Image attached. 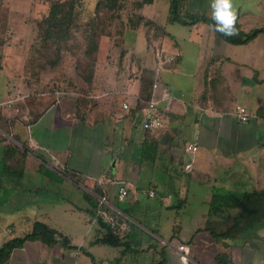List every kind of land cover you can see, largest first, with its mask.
<instances>
[{
  "label": "crops",
  "instance_id": "obj_1",
  "mask_svg": "<svg viewBox=\"0 0 264 264\" xmlns=\"http://www.w3.org/2000/svg\"><path fill=\"white\" fill-rule=\"evenodd\" d=\"M87 1L80 0V6ZM126 1L123 17L135 13L153 24L133 28L124 19L122 64L110 62L105 52L112 46L102 36L89 107L66 90L62 94L74 96V107L68 96L48 103L50 91L44 90L36 94L46 102L39 104L36 97L35 104H27L32 96L25 93L27 84L17 82L15 70L0 65V129L11 138L0 140V177L7 163L23 177L41 173L38 178L44 180L54 175L56 180L46 188L86 191L83 202L47 203L1 220L0 246L32 233L36 222L52 230L25 240L3 264H184L175 249L179 244L188 246L187 264H264V222L250 233L223 234L234 224L242 197L264 189V33L232 44L207 24L175 21L171 0ZM200 2L185 0L183 8L212 13V0ZM233 4L245 31L264 27V0ZM35 10V17L48 13ZM23 70L27 74L25 66ZM149 71L151 82L167 90L165 95L158 92L165 128L155 133L142 126ZM238 105L251 114L257 110L256 119L240 121L235 116ZM33 127L41 129L36 137ZM80 141L87 149V169L72 154V145ZM189 144H196L197 151L189 150ZM58 169L82 180L70 176L74 181H69ZM114 181L130 186L125 201L118 200ZM103 195L107 209L126 225L117 246L99 241L105 229L91 213L102 209L98 197ZM215 205L218 212L212 211Z\"/></svg>",
  "mask_w": 264,
  "mask_h": 264
},
{
  "label": "rangeland",
  "instance_id": "obj_2",
  "mask_svg": "<svg viewBox=\"0 0 264 264\" xmlns=\"http://www.w3.org/2000/svg\"><path fill=\"white\" fill-rule=\"evenodd\" d=\"M35 3L39 4V6L36 7L37 10L33 8V5H35ZM197 3H201L200 0H197ZM49 4V0H36L35 2L34 0H4V2L0 3V40H2L3 44L9 42H11L12 44L0 47V65L4 64L8 70H15L20 76L25 74L23 67L25 66L26 69V62L32 56L34 47H36V45L39 46L40 44L37 23L43 17L41 15L35 17L36 15L34 14V10L35 13L41 14L44 9L48 10L47 6H49ZM202 5L203 7H207L208 2L202 1ZM210 5L211 3H209V9L211 8ZM96 7L97 0H90L84 2L83 6H76L75 15L72 18L71 25L74 27L80 26V29L82 27L84 29V27L89 25V23L98 22L100 24V29L98 30H107L109 35L106 36L108 37V41L112 46L111 51H106L107 53L105 52V55L108 56V59L111 63H115L116 65L122 64L124 57H122L121 53L124 52L123 55L125 56V50L123 49V31L125 28L124 19H129L131 13L125 14V16H122L121 19L114 20L105 15L106 11H103V14L101 13L95 15ZM166 7H169L170 9L171 6L167 4ZM22 13L24 14V16L20 15ZM209 28L211 29V27ZM87 44V39L85 38L82 29L80 31H75L73 32L70 40L67 43V48L64 49V59L62 63L59 64V66L55 70H47L46 72L42 73V75H40L39 77L33 76L30 70L27 72V74H25L26 77L21 78L20 76H18L17 82H20V80L22 79L21 82L25 85L27 84L26 86L29 88L27 90L25 88V93L28 94L29 92L32 95L29 98L27 97V104H35L36 97L40 98L39 104L40 102L43 104L45 99H48V103L55 102L56 100L68 96L62 94L63 90H66L67 93L71 91V93L77 94L78 96L80 94H85V98H87L86 94L89 93V91L90 93L92 92L91 88L89 89L90 84H87L86 79L83 78V76H88L89 72L92 70L91 58H88V56L85 54ZM105 55L103 54L104 57ZM3 85L5 84L3 83ZM43 90L45 92L50 91L51 93H49V96L45 97L44 101L41 96H37L36 94L38 92H42ZM27 94L24 95L27 96ZM69 98L70 105L74 107V96L72 97L71 95V97ZM241 102L244 103L245 99H241ZM247 103H249V100H247ZM83 104L86 105V103ZM87 106L89 107L88 104ZM26 107L27 106L25 105L23 107V110H26ZM256 111L257 110H253L252 112V120H255L257 117ZM20 114L22 115L23 112H21ZM0 125L3 126L2 121L0 122ZM40 126L42 127V125ZM32 131L33 135H35L36 137V133L38 134L41 129L39 127H33ZM2 139L4 140V142H8L9 139L11 140L10 134H6L0 131V140ZM81 139L83 140V138ZM11 144L19 147L13 142ZM72 146L73 147L71 148V150L73 152V157L80 158V165L87 169L88 164L86 159L88 154L85 153L87 149L83 147V143L81 141L77 142L76 144H73ZM118 148V146L115 147V149ZM120 150L122 151L123 148L120 147ZM109 155L110 153L107 152L106 160L107 156ZM2 163V160H0V165ZM53 164H50L51 168L54 167L57 169V166L59 165ZM43 167L47 170L51 169L49 166L43 165ZM107 169H109V166ZM2 171L4 172L5 177H0V180H3L4 183V185H0V221L3 219H8L10 214L14 215L16 212H31L33 210L31 209V207L40 208L43 206V204L66 202L71 199L78 203L83 202L84 200L83 194L86 191H82L81 189H75V187H72V190H66L58 187L55 189L46 188L45 186L47 183L56 180V177L54 179V175H49L51 176L49 179L44 178L43 180L38 178L39 174L41 173H36L34 175H31V173H29V177L25 176L21 178V176L18 174L19 171L17 168L13 169L11 172L6 170ZM58 171L60 174H63L68 177L69 181H74L72 177L66 175L64 172H62L61 169H58ZM41 181L43 182L41 183ZM8 184H13L14 187L13 185L8 186ZM57 184L59 183H52L51 187ZM14 189L15 191H13ZM146 199V201L149 200L147 197ZM18 220L24 219L19 218Z\"/></svg>",
  "mask_w": 264,
  "mask_h": 264
},
{
  "label": "trees",
  "instance_id": "obj_3",
  "mask_svg": "<svg viewBox=\"0 0 264 264\" xmlns=\"http://www.w3.org/2000/svg\"><path fill=\"white\" fill-rule=\"evenodd\" d=\"M49 9L48 13L43 18L38 21V37L40 38L39 46L36 45L34 47L32 56L27 61V69L32 72V75L35 77H39L42 73L47 70H55L59 64L62 63L64 59V49L67 48V43L70 40L73 32L80 31L85 35L87 39V48L85 54L88 58H91L92 70L89 72L88 76H83L86 79V83L90 84L89 89L91 91L93 89V82L95 79V68L97 65L98 58V50L100 45V39L102 35H109L107 30H98L100 29V24L98 22L89 23L86 27L80 29V26H72L71 21L75 15V7L80 6V0H49ZM153 0H144V2H152ZM126 0H98L96 7V14H103L110 17L111 19H121V12L125 9ZM185 0H171L172 6V16L173 19L183 25H195L199 23L207 24L214 30L215 21L212 19V13L205 12H189L186 11L184 7ZM112 10V12H111ZM141 23L145 24H153L151 21L146 20L143 16L134 14V16L129 17V24L134 28L138 27ZM112 25V24H110ZM109 25V26H110ZM238 34L232 37L224 36L219 32L216 33L217 36L225 40L226 42L232 44H244L252 39H254L260 33H264V27L254 28L250 31H245L241 24L237 21L235 25ZM77 29V30H76ZM80 29V30H79ZM2 43V40H0ZM64 44V46H63ZM90 65V66H91ZM48 68V69H47ZM147 71V70H146ZM148 72V71H147ZM144 78L147 82V90L148 93L146 95L145 102L150 99L152 85L151 82V72L145 74ZM89 82V83H88ZM91 94L90 91L87 95ZM88 98H85V94H80L78 96L79 104L86 103L89 101ZM88 104V103H86ZM252 115V114H251ZM252 117V116H251ZM250 117V118H251ZM250 120V119H249ZM248 120V121H249ZM8 169V170H7ZM3 170L11 172L13 168L7 165V163L3 164ZM6 174V173H5ZM21 178L23 177L20 173H18ZM65 174L72 176L77 181H81L82 177L78 175H74L70 173V171L65 170ZM2 177L4 176V172L2 171ZM3 180H2V184ZM99 194L103 193L102 188L98 189ZM241 209L238 214L234 218V224L231 228H229L226 232H224V236H229L230 230L237 231L240 233H250L254 231L256 227L260 225V223L264 222V189L253 190L252 192H248L242 197L241 202H239ZM215 209H214V208ZM212 211H219L218 205L213 206ZM101 208V206H99ZM103 208V207H102ZM98 210L95 212H91L95 217L98 218L100 224L105 229V235L103 238L99 239L100 242L105 244H110L117 246L121 244L120 235L122 230L113 228L100 214H98ZM52 231L47 225L36 222L34 225V229L32 233L28 234L25 237L14 238L7 242H5L2 246H0V263H5L11 256L13 250L21 246L25 240L30 237H34L37 235H43L46 232Z\"/></svg>",
  "mask_w": 264,
  "mask_h": 264
},
{
  "label": "built area",
  "instance_id": "obj_4",
  "mask_svg": "<svg viewBox=\"0 0 264 264\" xmlns=\"http://www.w3.org/2000/svg\"><path fill=\"white\" fill-rule=\"evenodd\" d=\"M164 92V95L167 94L166 88H161L159 82H154L152 94L150 99L147 101L143 108V122L142 126L143 129L147 132L155 133L159 132L163 128H165V117L162 111L159 108V90ZM8 106L10 107L11 104L9 103ZM125 109H129L130 105L125 102L123 104ZM235 116L242 122H247L250 117L252 116L251 113L247 110L246 107L238 105L235 110ZM1 131V129H0ZM187 148L191 151H197L198 146L196 144H189ZM187 171H190L191 166L186 168ZM118 184V200L125 201L130 195V186L128 184L114 181ZM149 195L154 196L155 192L151 190ZM98 204L103 206L102 209L99 210V214L113 227L119 230L125 229L126 225L125 222L118 216L113 215L110 210L107 209L109 207V202L107 196H99L98 197ZM176 252L180 259L183 261L184 264H187L189 261V254H188V246L186 244H179L176 246ZM264 254V250H263Z\"/></svg>",
  "mask_w": 264,
  "mask_h": 264
},
{
  "label": "clouds",
  "instance_id": "obj_5",
  "mask_svg": "<svg viewBox=\"0 0 264 264\" xmlns=\"http://www.w3.org/2000/svg\"><path fill=\"white\" fill-rule=\"evenodd\" d=\"M210 7L212 19L215 21L214 30L228 37L237 35V13L233 0H212Z\"/></svg>",
  "mask_w": 264,
  "mask_h": 264
}]
</instances>
